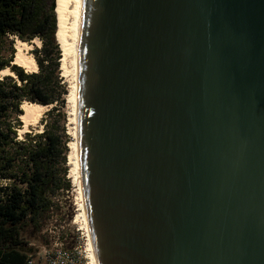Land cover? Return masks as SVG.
Here are the masks:
<instances>
[{
	"label": "water",
	"instance_id": "obj_1",
	"mask_svg": "<svg viewBox=\"0 0 264 264\" xmlns=\"http://www.w3.org/2000/svg\"><path fill=\"white\" fill-rule=\"evenodd\" d=\"M76 129L97 264H264V0H83Z\"/></svg>",
	"mask_w": 264,
	"mask_h": 264
},
{
	"label": "trees",
	"instance_id": "obj_2",
	"mask_svg": "<svg viewBox=\"0 0 264 264\" xmlns=\"http://www.w3.org/2000/svg\"><path fill=\"white\" fill-rule=\"evenodd\" d=\"M56 0H0V264H24L28 231L39 237L62 195L69 191L68 154L71 137L63 106L61 50L56 34ZM40 41L34 48L37 70L27 73L12 64L15 42ZM23 103L51 106L39 133L21 138ZM47 244V243H45ZM44 244V245H45Z\"/></svg>",
	"mask_w": 264,
	"mask_h": 264
},
{
	"label": "rangeland",
	"instance_id": "obj_3",
	"mask_svg": "<svg viewBox=\"0 0 264 264\" xmlns=\"http://www.w3.org/2000/svg\"><path fill=\"white\" fill-rule=\"evenodd\" d=\"M57 37V36H56ZM58 40V39H57ZM16 44V42H15ZM29 48H24V53L27 58L33 59L35 62L34 55L32 54V50L34 48L39 49L40 41H32L31 43H27ZM15 47V46H14ZM59 48L61 50V58H60V76L62 78V83L65 86L66 94L63 96V106L60 107L59 104L56 105V114H64L66 117V129L68 134L71 137V141L73 140L72 137V130H73V123H72V105L69 100V94L72 84V73H71V60L70 56L65 57V61L63 62L62 59L64 58L63 50L59 44ZM67 57L70 59H67ZM14 60V59H13ZM36 63V62H35ZM16 65V64H14ZM37 65V64H36ZM18 66V65H17ZM25 72L32 73L35 72L34 69H26L22 67ZM5 75H12L10 70L0 72V77ZM51 108V106H45L41 110L33 112L31 115L25 117L22 122L21 128L18 130L19 138L26 132L32 131L34 133H39L42 130V122L45 118V113ZM24 114V112H23ZM70 141V142H71ZM69 142V143H70ZM71 149L69 148V154ZM68 154V156H69ZM71 161V160H70ZM69 162V158H68ZM68 164V163H67ZM69 173L68 178L71 182V188L69 191L65 192L59 203L55 209V215L53 219L48 222L42 232L40 233L39 237L33 235L31 231H28L26 241L28 242L27 247L29 248V254H35L45 243H48L53 237L59 238L63 241L67 247H71L72 245L76 244L77 242H81L83 234H85V230L82 225V220L80 218V206H79V196L78 191L75 188L73 182V174L71 172V165H69ZM70 175V176H69Z\"/></svg>",
	"mask_w": 264,
	"mask_h": 264
},
{
	"label": "bare ground",
	"instance_id": "obj_4",
	"mask_svg": "<svg viewBox=\"0 0 264 264\" xmlns=\"http://www.w3.org/2000/svg\"><path fill=\"white\" fill-rule=\"evenodd\" d=\"M56 13L58 20V30H57V39L63 50L64 58L62 61H65L66 56H70L71 60V73H72V84L69 94V100L72 105V137L73 140L69 143V148L71 152L68 156L69 162L71 165V172L73 174V182L75 188L78 191L79 196V206H80V218L82 220V225L85 230V234L88 240V249L90 251V257L92 264L96 263V258L94 254V249L92 245V241L90 238L88 224L86 219V214L84 210L83 200H82V192L80 185V177H79V168H78V152H77V129H76V103H77V66H78V50H79V36H80V21H81V10H82V2L83 0H56ZM34 41L38 42V39H34ZM24 48H29L26 42H22L20 40H16L15 44V53L14 60L12 64H16L20 67H24L26 69L32 68L34 71L37 70V65L33 59L27 58L25 56ZM8 69L2 70L0 72L7 71ZM45 106L35 104V103H23L21 105V109L24 114L20 116V119L23 120L25 117L31 115L33 112L41 110ZM71 160V161H70ZM70 176V175H69Z\"/></svg>",
	"mask_w": 264,
	"mask_h": 264
},
{
	"label": "built area",
	"instance_id": "obj_5",
	"mask_svg": "<svg viewBox=\"0 0 264 264\" xmlns=\"http://www.w3.org/2000/svg\"><path fill=\"white\" fill-rule=\"evenodd\" d=\"M24 264H92L86 234L71 247L53 237L35 254L28 255Z\"/></svg>",
	"mask_w": 264,
	"mask_h": 264
}]
</instances>
